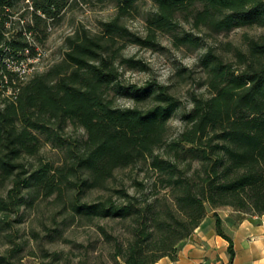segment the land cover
I'll return each instance as SVG.
<instances>
[{"label": "trees", "instance_id": "trees-1", "mask_svg": "<svg viewBox=\"0 0 264 264\" xmlns=\"http://www.w3.org/2000/svg\"><path fill=\"white\" fill-rule=\"evenodd\" d=\"M71 1L0 0V234L12 242L11 216L20 222L21 208L52 197L69 222L96 226L112 264H153L176 260L211 209L231 264L233 239L215 209L231 207L237 222L264 215V0H150L143 34L123 18L145 0H111L115 14L98 32L76 27L59 60L20 80L8 63L37 56ZM252 26L262 31L245 34L243 46L216 39ZM161 34L174 48L203 50L195 63L203 91L186 108L166 84L120 85L134 105H117L110 89L120 67L144 68L124 48L160 47ZM178 109L181 127L171 134ZM44 144L57 160L43 156ZM134 167L126 187L116 172ZM91 191L98 194L88 199ZM95 220L127 221V237ZM19 250L0 253V264H13ZM43 257L41 264H71L61 251Z\"/></svg>", "mask_w": 264, "mask_h": 264}, {"label": "rangeland", "instance_id": "rangeland-1", "mask_svg": "<svg viewBox=\"0 0 264 264\" xmlns=\"http://www.w3.org/2000/svg\"><path fill=\"white\" fill-rule=\"evenodd\" d=\"M152 7L150 0L141 1L136 14L123 18L124 24L132 31L143 34L144 16ZM115 11L116 8L111 0H72L61 14L60 20L51 24L47 38L42 44L37 45L40 56L33 63L32 71H40L59 60L63 55L64 37L72 33L76 27L84 26L91 33L98 32L100 23L112 18ZM261 31L262 29L256 26L235 28L226 34H218L216 39L221 43L229 41L235 45L243 46L245 34L256 35ZM159 39L161 46L154 49L133 44H128L124 48L123 54L140 60L144 68L120 67L119 84L110 89L117 105H134V102L123 94L120 85L142 86L152 80L166 84L169 86L170 92L178 97L186 108L190 107V94L203 91V86L198 84L200 72L195 67L197 58L203 50L189 51L174 48L165 34L159 35ZM181 68L185 69L180 71ZM190 70L192 73L191 76H188ZM137 105L145 108L148 103L145 101ZM180 113L181 109H178L169 120L171 134L176 133L181 127ZM75 131L76 129L70 132L74 134ZM77 132L80 133L81 129H78ZM41 153L46 159L57 160L58 158V154L49 144L42 146ZM135 173L136 167L132 170L125 168L118 170L116 176L118 179H122L127 187L129 183L127 174L134 176ZM97 194V191H91L87 197L93 199ZM230 209L227 206L215 209L222 218L224 228L229 217L234 218L237 222L234 217L235 213ZM60 211L59 202L52 197H40L33 202L32 206L21 208L20 222H16L15 216L12 215V227L7 231L12 242H8L4 234H0V253H4L6 249L13 246L19 247L18 258L11 259L13 264H41L48 259L43 257L44 250L61 251L64 256L70 257L71 264H79V259L86 260L87 264H112L111 244L99 234L96 226L77 221L69 222L65 218L66 213ZM203 220L207 227H213L214 218L211 209H208ZM203 220L201 223L204 222ZM96 223L104 224L107 231L116 235L119 240H124L127 237V221L95 220Z\"/></svg>", "mask_w": 264, "mask_h": 264}, {"label": "crops", "instance_id": "crops-1", "mask_svg": "<svg viewBox=\"0 0 264 264\" xmlns=\"http://www.w3.org/2000/svg\"><path fill=\"white\" fill-rule=\"evenodd\" d=\"M225 228L233 239L235 254L231 264H264V215L255 217V221L244 218L238 222L229 217ZM226 248L227 241L204 221L180 246L176 260L163 257L153 264H228Z\"/></svg>", "mask_w": 264, "mask_h": 264}, {"label": "built area", "instance_id": "built-area-1", "mask_svg": "<svg viewBox=\"0 0 264 264\" xmlns=\"http://www.w3.org/2000/svg\"><path fill=\"white\" fill-rule=\"evenodd\" d=\"M39 56H40V52H38L37 56L33 58H28L26 61L20 60L17 64L13 62H9L8 67H10L13 71L17 72L18 78L20 80H24L33 72L31 69L32 65L34 62L38 60ZM4 92L5 94L12 93L11 89L8 87Z\"/></svg>", "mask_w": 264, "mask_h": 264}]
</instances>
